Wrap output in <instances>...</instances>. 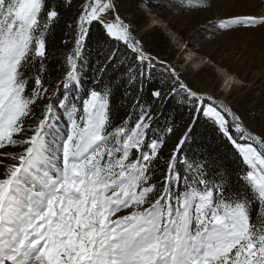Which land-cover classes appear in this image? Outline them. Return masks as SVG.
<instances>
[{"label": "snow or ice", "instance_id": "snow-or-ice-1", "mask_svg": "<svg viewBox=\"0 0 264 264\" xmlns=\"http://www.w3.org/2000/svg\"><path fill=\"white\" fill-rule=\"evenodd\" d=\"M64 3L71 7L73 0ZM184 6L210 2L184 0ZM81 7L69 26L75 39L67 71L50 95L42 78L46 33L59 10L46 0H0V149H22L0 152L11 161L0 160V264H264V214H251L253 205L264 208V131H248L228 104L194 90L167 61L146 52L115 0H86ZM95 23L133 54L127 79L138 80L141 93L157 65L166 73L167 91L154 87L150 101L135 98L116 127L110 88L80 93L82 51ZM258 23L264 15H235L225 27ZM180 94L192 123L166 156L165 135L173 128L158 127L152 105ZM41 101L47 102L37 114ZM201 117L236 152L238 190L207 179L205 163L182 156Z\"/></svg>", "mask_w": 264, "mask_h": 264}, {"label": "trees", "instance_id": "trees-1", "mask_svg": "<svg viewBox=\"0 0 264 264\" xmlns=\"http://www.w3.org/2000/svg\"><path fill=\"white\" fill-rule=\"evenodd\" d=\"M46 2L49 7H56L60 12L59 17L46 33L48 55L42 78L45 85L49 87V94L51 95L64 78L67 71L66 57L74 47L75 32L74 28L69 26L74 25V20L79 11L82 10L81 6L86 0H73L71 7L66 6L64 0H46ZM134 14V16L122 14L124 19L129 20L132 31L134 30L132 22L139 24L145 22L142 13L137 11ZM44 19L45 13H42V23ZM158 32L157 30L147 32L141 38H147L152 46L156 40L153 38L149 40L148 37L151 33L160 35ZM160 37L162 36L160 35ZM141 38L136 37L144 48ZM162 43L164 42H159L158 46L156 45L157 49L161 48ZM113 53H115V58L109 61V56ZM82 56L83 83L80 93L82 95L93 88L98 90L110 88V119L113 127L121 125L128 114L133 111L135 98L142 97L143 101H150L151 97L148 95V91L154 87L167 91L163 84L166 73L160 65H157L153 70L152 80L144 84L143 93L139 91L138 80L135 83H130L127 79V72L129 65L134 61L133 54L122 43L110 40L98 23L90 28ZM102 67L105 68L103 73L99 71ZM162 73L164 75H161ZM35 74L36 68H32L29 76H35ZM32 86L30 82L26 94L30 92ZM46 102H38V106L34 107L37 114H39L40 106ZM152 109L157 115L159 128H164L165 125H170L173 128V134L165 135L166 148L164 152L167 156L183 133L187 131L189 124L192 123V117L189 115V102L185 99L184 94H180L172 98L166 97L163 100L155 101ZM31 123L32 121H26V125ZM111 130L110 128L109 131ZM181 153L189 161L205 163L207 165V179L222 181L234 191L239 189L240 161L238 156L229 142L205 118L201 117L195 122L193 130L189 133V140L182 147ZM183 171L184 169L181 168L182 173ZM156 178L162 179L161 173H157ZM197 187L202 188L203 186L197 185ZM180 191H184V188L181 187ZM257 210L264 214V208L258 209V206L253 205L251 207L253 218H255Z\"/></svg>", "mask_w": 264, "mask_h": 264}, {"label": "rangeland", "instance_id": "rangeland-1", "mask_svg": "<svg viewBox=\"0 0 264 264\" xmlns=\"http://www.w3.org/2000/svg\"><path fill=\"white\" fill-rule=\"evenodd\" d=\"M115 2L121 17L122 14L134 16V12L139 11L145 18L144 23L132 22L135 37L141 38L147 32L159 31L158 34L162 37L156 33H151L148 37L149 40H156L152 46L147 38H141L146 52L160 61H167L194 90L210 93L217 103L224 101L228 104L242 118L248 131L257 134L264 131V36L259 35L258 31L255 32L256 36L259 35L255 49H230L229 46H223L217 37L220 35L219 31L228 29H234L242 35L253 34L261 24L258 23L255 27H241L236 24L225 27L226 18L235 15L260 17L264 15L261 11L247 13L243 9L246 11L251 6H258V3L264 6V0H234L227 7L229 12L224 11L222 16L213 19L203 18V13L212 8L213 0H209L210 7L207 8L185 7L184 0ZM111 15L107 14L106 19H110ZM124 21L131 25L129 20ZM215 31L218 32L217 35L214 34ZM159 42L164 43L157 49ZM226 73L233 76L229 87L225 83ZM20 138L22 137H17ZM19 151H22L20 147L11 146L0 149V152L5 153ZM0 160L11 162L3 156H0ZM2 171L3 166H0V172ZM126 212L127 210H122L118 215H125Z\"/></svg>", "mask_w": 264, "mask_h": 264}, {"label": "bare ground", "instance_id": "bare-ground-1", "mask_svg": "<svg viewBox=\"0 0 264 264\" xmlns=\"http://www.w3.org/2000/svg\"><path fill=\"white\" fill-rule=\"evenodd\" d=\"M213 1L214 2H212V8H210L209 10L203 13L204 19H213L216 18L217 16H222L223 15L222 12L224 11L229 12L227 7H230L234 2V0H213ZM258 11H261L262 14H264V6L259 3L258 6L256 7L251 6L250 9L248 8L246 11H244L243 9V12H247V13H257ZM257 31L259 35L264 36V24L257 26L256 31H253V34L251 33L250 35H242L234 29H228V30L219 31L220 35L217 37L219 41L222 42L221 44L223 46H229L230 49H235L237 47H241V48L249 47L255 49L256 46L258 45L256 39L259 35L258 36L255 35V32ZM214 34L217 35L218 32L215 31ZM193 63L195 64V62ZM232 81H233V76L232 74L228 73L226 75V82H225L226 87H229Z\"/></svg>", "mask_w": 264, "mask_h": 264}]
</instances>
